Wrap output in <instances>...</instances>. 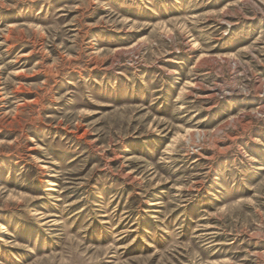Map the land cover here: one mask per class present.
I'll return each mask as SVG.
<instances>
[{
	"label": "rangeland",
	"instance_id": "rangeland-1",
	"mask_svg": "<svg viewBox=\"0 0 264 264\" xmlns=\"http://www.w3.org/2000/svg\"><path fill=\"white\" fill-rule=\"evenodd\" d=\"M0 238V264H264V0H0Z\"/></svg>",
	"mask_w": 264,
	"mask_h": 264
},
{
	"label": "bare ground",
	"instance_id": "bare-ground-1",
	"mask_svg": "<svg viewBox=\"0 0 264 264\" xmlns=\"http://www.w3.org/2000/svg\"><path fill=\"white\" fill-rule=\"evenodd\" d=\"M44 170V169H42ZM263 170V169H262ZM41 184L44 185H51L50 181L48 180V175H43V179L41 180ZM52 186V185H51ZM0 242H4V239L0 238Z\"/></svg>",
	"mask_w": 264,
	"mask_h": 264
}]
</instances>
